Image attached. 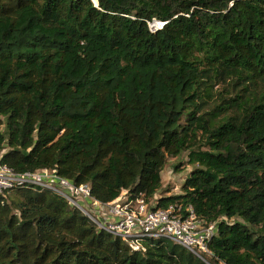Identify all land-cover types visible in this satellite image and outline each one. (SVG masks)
<instances>
[{
	"label": "trees",
	"instance_id": "1",
	"mask_svg": "<svg viewBox=\"0 0 264 264\" xmlns=\"http://www.w3.org/2000/svg\"><path fill=\"white\" fill-rule=\"evenodd\" d=\"M0 125V165L214 227L201 256L133 250L18 185L0 194V264H264V0H0ZM185 155L171 194L164 169Z\"/></svg>",
	"mask_w": 264,
	"mask_h": 264
},
{
	"label": "built area",
	"instance_id": "2",
	"mask_svg": "<svg viewBox=\"0 0 264 264\" xmlns=\"http://www.w3.org/2000/svg\"><path fill=\"white\" fill-rule=\"evenodd\" d=\"M162 26L159 24L157 27ZM157 27L152 26L153 29ZM26 184L52 189L61 194L79 207L99 228L125 240L133 250L139 249L141 239L167 238L196 256L208 252L206 243L212 237L214 227L202 225L193 213L182 218L175 213L176 208L173 206L151 210L150 204L143 197L131 199L126 194L103 204L91 197L87 185H73L59 177L55 171L44 169L35 173H17L0 165V194Z\"/></svg>",
	"mask_w": 264,
	"mask_h": 264
},
{
	"label": "rangeland",
	"instance_id": "3",
	"mask_svg": "<svg viewBox=\"0 0 264 264\" xmlns=\"http://www.w3.org/2000/svg\"><path fill=\"white\" fill-rule=\"evenodd\" d=\"M2 128L3 126L0 125V129ZM179 162L182 163L179 164L180 167L176 171L175 165ZM191 169L192 167L187 164L186 155L181 158H170L162 175L163 189H169L171 194H178ZM80 204L83 205L82 201H80Z\"/></svg>",
	"mask_w": 264,
	"mask_h": 264
},
{
	"label": "water",
	"instance_id": "4",
	"mask_svg": "<svg viewBox=\"0 0 264 264\" xmlns=\"http://www.w3.org/2000/svg\"><path fill=\"white\" fill-rule=\"evenodd\" d=\"M159 24H160L159 22H155L152 26L157 27Z\"/></svg>",
	"mask_w": 264,
	"mask_h": 264
}]
</instances>
